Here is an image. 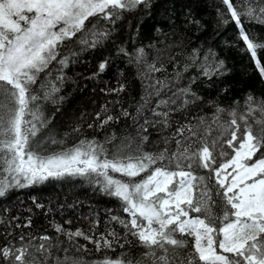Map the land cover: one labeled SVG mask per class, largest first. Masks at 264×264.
<instances>
[{
	"label": "snow or ice",
	"instance_id": "obj_1",
	"mask_svg": "<svg viewBox=\"0 0 264 264\" xmlns=\"http://www.w3.org/2000/svg\"><path fill=\"white\" fill-rule=\"evenodd\" d=\"M221 2L229 13V18L219 13L222 23L235 22L239 39L245 44L243 51L250 53L264 78V65L257 59V50L264 49V43H257L242 22L243 18L264 25V0ZM141 6L150 8V0H0V197L12 189L64 177H80L98 185L104 194L117 199L129 216L127 220L111 218L124 227L125 243H131L126 239L131 235L144 252L138 258L127 252L116 258L105 255L91 264H264V98L249 94L243 114H238L236 108L228 111L216 106L210 118L219 131L215 139L209 141L213 128L207 125L206 117H200L196 124L178 127L171 138L164 139V148L156 152L144 150L148 142V136L141 134L147 131L144 125L137 130L138 142L137 138L125 136L115 143V133L104 141L83 138L71 147L52 134L39 139L49 122L38 102L56 103L59 91L51 79L50 66L55 62L62 70L78 54L74 50L63 53L64 47L74 37L81 51L102 45L111 30L102 28L99 21L114 25L124 19L125 13ZM92 18L97 22L91 23ZM119 53L127 56L129 63L147 69L140 74L142 81L164 70L163 65L158 68L155 62H147L143 47L134 53L121 47ZM187 59L189 63L184 64L183 71L197 67L209 79L224 74V61L216 60L211 50L200 60V50L193 49ZM107 63L99 64L100 72ZM42 73L46 76L36 92L33 87ZM182 78L183 72H174L175 81ZM63 79L62 75L56 77ZM195 79L190 78L187 87L177 88L167 99L158 100L156 108L167 110H153L160 117L155 123L170 127L172 105H178L175 110H184L202 99L191 89ZM171 83L165 79L145 84L137 114L152 95L159 97ZM124 87L113 91L122 92ZM225 112L229 119L221 121ZM123 115L129 113L125 110ZM114 119L118 117L106 116L100 127ZM185 131L188 136H184ZM172 140L174 151H170ZM197 141L199 146L194 148ZM45 145H58L60 150L49 151ZM108 145H112L111 149ZM225 146L234 154L225 151ZM257 153H261L260 157L253 160ZM218 159L221 162L217 163ZM194 169H207L209 175H196ZM213 177L215 182L211 183ZM213 195L221 202L219 215ZM53 227L69 242L82 237L94 243L97 252L114 250L115 245L124 248L114 231L94 240L80 229L73 232L60 224ZM40 240L35 251L42 261L29 252L30 244L4 246L0 248V259L5 264H48L50 259L53 264H87L69 256L68 249L63 250V258L53 257L51 248L59 245L46 247L43 242L51 240L48 236ZM86 250V246H77V251Z\"/></svg>",
	"mask_w": 264,
	"mask_h": 264
},
{
	"label": "rangeland",
	"instance_id": "obj_2",
	"mask_svg": "<svg viewBox=\"0 0 264 264\" xmlns=\"http://www.w3.org/2000/svg\"><path fill=\"white\" fill-rule=\"evenodd\" d=\"M235 2L236 0H233V3ZM138 10H143L150 17H154L158 14V9L154 0H150V8L145 9L141 6ZM137 11L125 13L124 16L133 15ZM219 13H224L225 18H229L227 8L221 1L200 11L186 13L179 17L171 18L164 26L151 29V33L146 38L134 42L133 46L129 50V53H134L136 49L143 47L147 53V62H155L156 67L158 68L163 65L164 70L151 73L149 74L148 79L142 81L140 74L145 73L147 69L143 66L138 67L136 63H129V58L124 56L111 68L112 70L109 69V71L105 73V77L107 79L111 76V72L113 71V83L125 86L124 91L121 92L122 96L117 108H112L105 103L98 102L83 110L82 113L75 112L73 111V108L78 102L85 99L87 94L85 92L74 91L69 84L57 83L53 81L59 89L55 97L56 103H52L50 101L44 102L43 100L38 102L42 105L44 117L47 118L49 115H56L62 118L70 119L73 121L74 125L89 133V137H91L90 139L94 137L99 141H104L107 136H110L113 133L117 136L118 131H120L121 134L117 136L118 139L115 143H119L120 138L125 136L137 138V130L140 128V125H144L147 131L142 132L141 134L148 136V142L144 145V150L150 152L162 150L165 146V138H171L173 134L176 133L178 127L184 124H196L200 117H206L207 125L213 128L211 136L208 138L209 141L215 139L219 135V131L216 129V126L212 124L210 118L213 115L212 113H215L216 106L226 109L234 101L244 99L249 94L253 96L259 92L264 93V78H262L261 74L254 69L250 70L248 74L238 77L232 81H230V76L232 75L229 73L213 75L209 79L208 77L203 76L197 67H190L188 71H183L184 64L189 63L187 58L192 53V43L194 39L197 36L203 35L204 32L208 31V29L212 26L216 25L220 28L218 41L216 43L214 42L210 49H208L205 53L211 50V52L215 53L216 60H220L217 53L220 47H222L227 41L239 39V30L235 25V22L230 21L227 24L222 23ZM120 21L121 20H118L113 25L105 22L104 20H100L99 24L102 28L106 27L112 32L120 25ZM96 22V19H91V23ZM242 22L245 26L247 20L242 18ZM88 27H91V24H88ZM204 54L200 55V60L203 59ZM257 59L264 64V49L257 50ZM199 63L200 61L198 60L197 64ZM57 69L58 72L61 71L59 67ZM175 71H181L183 72V75L188 77V81L178 88L187 87L189 85L190 78L196 77L195 82L191 84V89L202 99L197 101L195 104L189 105L184 110H175L178 105H172L171 107L174 110L171 111L169 117L171 126L165 128L160 123H155V121H158L160 117L155 116L153 114V110L166 111L167 109L164 108L157 109V102L160 99H167L174 91L168 96L160 95L157 97L152 95L147 106L139 115L137 114V107L142 103L141 98L145 96V84L150 82L154 83L155 81H164L165 79L172 80ZM60 75H62V73H60ZM44 79L33 87L34 91L39 92L40 83L43 82ZM240 83H247L248 86L241 88ZM232 85H236L237 87L232 90ZM208 91L211 93L210 96H212L215 92L217 93L218 91H221L227 93L230 97L226 101L223 99L220 103L205 102V99L209 97ZM40 94L42 95V93ZM189 99H191V97H189ZM125 110L129 113L128 116L123 115ZM98 113L100 114L99 118L97 117ZM108 115L118 117V119H114L106 126L100 127L101 121ZM129 120H132V124L129 128L125 129ZM145 120L149 121V123L145 124ZM89 125H92V127L89 128ZM49 134L54 135L57 140L63 139L65 141V145L68 147H70L71 143L75 140L74 136L68 134L65 125L56 120H51L49 122V125L40 135L39 139H43ZM188 135L189 133L185 131L184 136ZM201 135H203V128L201 129ZM228 138L229 137H224L225 140ZM197 146H199L198 141L193 145V147L195 148ZM45 147L52 148V150L49 151L60 150L55 149L58 145H45ZM108 147L111 149L112 145H108ZM175 147V140H172L170 151H174ZM219 162L221 161L218 159L217 163ZM229 171H231V169H229ZM194 174L207 177L209 172L207 169H194ZM79 179L81 182L83 178L79 177ZM214 182L215 179L213 177L211 183ZM27 188L28 187L12 189L5 197H0V226L3 223H7L11 226L8 231L2 230L0 235V248L4 246L19 248L22 244H30L31 246L29 247V252L42 261L43 257H41L35 250L41 243L40 237L43 236L31 234L24 223L15 222V218L12 214L14 209V198L12 196V192L19 189H23V191H25ZM213 192H215V189H213ZM56 193L61 200L59 220L64 223L67 222L71 228H80L84 230L89 236H92L94 240L98 239L101 234L105 235V232L104 229L97 224L95 215L90 210L89 202L98 199L105 201L114 200L117 202L120 210L122 211L120 202L117 199L104 194L100 190V187L93 183L89 184V191L86 198L78 192L77 187L72 185V183L67 180H62L59 183ZM192 194L194 195L195 193L193 192ZM33 196L36 200L40 201L41 197L36 191H33ZM213 199L216 200L217 207L215 208V211L219 215L221 214L220 199L215 195H213ZM127 219H129V216L125 213V220ZM21 236L24 237L23 241L20 240ZM49 242L50 241H44L43 243L46 247H48L50 246ZM191 243L192 241L189 239V244ZM141 254V252H134L130 255L133 258H138ZM105 255H107L106 252L101 255V259ZM52 256L54 257L53 254ZM0 264H5V262L0 259ZM48 264H53V260L50 259Z\"/></svg>",
	"mask_w": 264,
	"mask_h": 264
},
{
	"label": "trees",
	"instance_id": "obj_3",
	"mask_svg": "<svg viewBox=\"0 0 264 264\" xmlns=\"http://www.w3.org/2000/svg\"><path fill=\"white\" fill-rule=\"evenodd\" d=\"M221 0H154L155 5L158 9V16L150 17L143 10H138L133 15L124 16V20L120 21V25L111 32L110 37L103 42L102 45H98L95 48H87L81 51L80 46L75 44L76 37L73 41L67 44L63 53H67L69 50H74L78 54L71 58L67 67L63 68L58 72V67L55 62L50 66L51 79L57 83L69 84L72 89L76 92H85L87 95L85 99L78 102L73 108L75 112L82 113L83 110L89 108L94 103H105L109 107L117 108L121 92L113 91L118 89L122 84H114L111 76L106 79L105 73L109 71L118 61H120L125 55L119 53L121 47L125 48L128 52L137 40L146 38L150 33L151 29L156 27L164 26L171 18L179 17L186 13H192L200 11L214 3ZM246 32L257 38V43H264V25L258 24L255 21H247L244 26ZM220 32L219 26H212L208 31L204 32L203 35L197 36L193 43V49H199L200 55H203L210 47L218 41V34ZM79 36V34H78ZM245 44L241 39L227 41L217 51L219 59L224 61V73H229L230 81L237 79L243 75L248 74L252 69L259 72L255 60L251 57L250 53L243 51ZM107 61V66L103 72L99 71V64ZM261 65H264L260 62ZM112 70V69H111ZM62 76V81L56 80L57 76ZM260 73V72H259ZM46 73H42L40 82L44 79ZM171 81L169 89L162 91L160 95L168 96L171 92L175 91L181 85H184L188 81V77L183 75V78L178 82L174 79ZM248 82V81H247ZM250 85V84H249ZM248 86L247 83H240V87L243 88ZM232 90L237 87L232 85ZM252 87V85H251ZM205 99V102L217 103L223 99L225 101L229 99L230 95L227 93L218 91ZM254 98H264V93H256L253 95ZM245 99L234 101L226 110L231 111L233 108L237 109L238 114H243L245 109ZM214 115V113H212ZM212 115V116H213ZM48 122L56 120L65 125L68 134L74 136L75 140L71 143L70 147L80 139L88 138L89 133L80 129L79 132L73 131L77 128L73 121L70 119L62 118L56 115H49L46 118ZM229 119L227 112L221 114L220 120L227 121ZM251 122V121H250ZM132 124V120H129L125 129L129 128ZM49 125V123H48ZM241 131H243V125H241ZM121 133L118 131L117 136ZM52 150V148H47ZM60 149V146L55 147ZM225 151L229 154H233L230 149L225 147ZM264 153V150H262ZM261 153H257L254 159L259 158ZM117 176L119 174H116ZM137 179H140L138 177ZM62 180H67L77 187L78 192L84 197H87L89 191V182L82 179L80 182L79 177H64L62 179H49L43 183L33 184L23 191V189L15 190L12 192L14 198V209L13 217L15 222L24 223L28 231L33 235L48 236L51 238L50 245H59V248L52 247L51 252L54 257L59 256L63 258L65 255L64 249H68V255L76 258H81L87 264H91V261L100 260L101 255L106 252L107 256L116 258L121 252L134 253L144 252L142 247L137 246V241L128 235L126 239L131 243H125V229L117 221L112 220L113 216H117L120 219H125V213H123L117 202L114 200L105 201L98 199L89 202L91 212L95 215L97 224L104 229L105 236L109 232L114 231L119 237V244H124V248L121 249L118 245L114 246V250H101L96 251L94 243L83 239L82 237L75 238L74 241L69 242L68 238L60 233H57L54 224L63 225L65 230L75 231L80 228H71L67 222H61L59 220V211L61 206V200L56 193V189ZM33 191H36L40 195V201L36 200L33 196ZM39 205V206H38ZM29 221L31 222L29 224ZM11 228L7 223H3L0 226V235L2 230L8 231ZM86 235H88L84 230ZM111 239V237H108ZM32 239V238H31ZM86 246V251H77V246ZM49 247V246H48Z\"/></svg>",
	"mask_w": 264,
	"mask_h": 264
}]
</instances>
